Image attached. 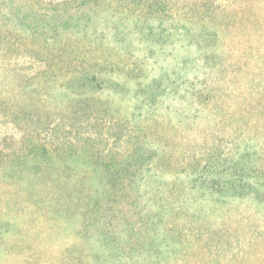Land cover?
Segmentation results:
<instances>
[{
    "label": "rangeland",
    "instance_id": "rangeland-1",
    "mask_svg": "<svg viewBox=\"0 0 264 264\" xmlns=\"http://www.w3.org/2000/svg\"><path fill=\"white\" fill-rule=\"evenodd\" d=\"M0 27V264H264V0H0Z\"/></svg>",
    "mask_w": 264,
    "mask_h": 264
},
{
    "label": "trees",
    "instance_id": "trees-1",
    "mask_svg": "<svg viewBox=\"0 0 264 264\" xmlns=\"http://www.w3.org/2000/svg\"><path fill=\"white\" fill-rule=\"evenodd\" d=\"M6 32L2 29V27H0V44L2 43V42H10V43H18V42H16V41H14L15 39L14 38H12V37H10V36H8V33H6ZM25 33H27V36H24V34ZM15 34H16V38L20 41V40H22V41H24V38L27 40L26 41V43H29L30 44V42H32V40L36 37V34L33 32V31H30V32H26V31H20V32H15ZM42 37V40H43V42L44 43H48V41H47V37L46 36H41ZM7 40V41H6ZM12 41V42H11ZM12 43V44H13ZM19 44V43H18ZM29 44H27V45H29Z\"/></svg>",
    "mask_w": 264,
    "mask_h": 264
}]
</instances>
